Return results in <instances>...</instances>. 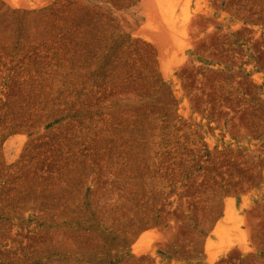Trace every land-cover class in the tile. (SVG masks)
Returning <instances> with one entry per match:
<instances>
[{
	"label": "rangeland",
	"instance_id": "obj_1",
	"mask_svg": "<svg viewBox=\"0 0 264 264\" xmlns=\"http://www.w3.org/2000/svg\"><path fill=\"white\" fill-rule=\"evenodd\" d=\"M0 264H264V0H0Z\"/></svg>",
	"mask_w": 264,
	"mask_h": 264
},
{
	"label": "bare ground",
	"instance_id": "obj_2",
	"mask_svg": "<svg viewBox=\"0 0 264 264\" xmlns=\"http://www.w3.org/2000/svg\"><path fill=\"white\" fill-rule=\"evenodd\" d=\"M19 150V149H17ZM214 231H216V228L214 229ZM210 238V237H209ZM208 250V249H207ZM215 257L211 254H208V261H212Z\"/></svg>",
	"mask_w": 264,
	"mask_h": 264
}]
</instances>
